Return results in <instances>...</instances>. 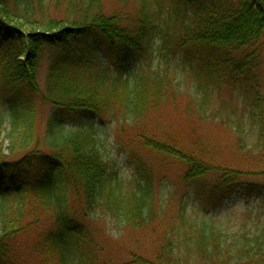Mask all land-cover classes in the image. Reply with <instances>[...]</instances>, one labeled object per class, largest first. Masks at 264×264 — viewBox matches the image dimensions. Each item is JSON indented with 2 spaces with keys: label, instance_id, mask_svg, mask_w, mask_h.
I'll use <instances>...</instances> for the list:
<instances>
[{
  "label": "trees",
  "instance_id": "trees-1",
  "mask_svg": "<svg viewBox=\"0 0 264 264\" xmlns=\"http://www.w3.org/2000/svg\"><path fill=\"white\" fill-rule=\"evenodd\" d=\"M263 39L264 0H0V264H264V226L230 234L182 211L151 253L114 263L101 258L89 226L109 216L144 230L166 211L155 186L163 165L136 152L139 179L119 177L97 120L121 114L138 124L185 94V112L203 122L212 90L226 84L244 99L234 121L239 148L252 139L246 127L264 145ZM157 53L164 65L128 75L125 57ZM176 53L195 92L169 65ZM41 104L50 106L44 127ZM192 127L173 140L133 133L149 153L181 165L206 210L240 190L264 194L251 172L216 165Z\"/></svg>",
  "mask_w": 264,
  "mask_h": 264
},
{
  "label": "rangeland",
  "instance_id": "rangeland-1",
  "mask_svg": "<svg viewBox=\"0 0 264 264\" xmlns=\"http://www.w3.org/2000/svg\"><path fill=\"white\" fill-rule=\"evenodd\" d=\"M104 1L108 5H113L115 2V0ZM171 56L169 65L178 67L179 77L184 80L182 86L186 87L187 80L189 88L193 91V85L197 81L194 77H188L189 70H183L184 56L181 53ZM125 58L130 76L143 68L147 70L149 65L155 67L159 63L162 65L166 63V57L160 53L148 60L136 56ZM109 69L114 75L120 72L118 67L114 65H110ZM260 74L264 95V64ZM212 91V98L206 105V108L209 109V113H207L209 116L203 122L197 118H192L185 112L184 107L188 101L185 94L178 96L175 101L161 105L159 109L152 111L138 124H133L130 118L124 120V116L121 114L108 117L104 121L97 120L95 122L97 135H99V145L102 147L104 156L111 160L116 167L119 177L131 182L139 179L133 159L136 152L141 159L142 157L145 158L147 164L151 159H154V164L163 165L162 173L157 175L156 179L159 183L157 182L155 186L160 205L166 210L158 215V222L153 224L156 227L153 228L152 225H149L144 230L134 229L133 231L125 228L124 224L118 223L109 216L89 220V226L99 244L98 253L102 259L114 263V261L128 258L129 254L135 251L148 255L152 252L159 233L163 231L166 224H170L172 219L176 218L178 212L182 213V211L187 217L189 216L198 222H213L230 234L232 232L241 233L245 230L251 232V230L263 228L264 194L250 197L245 193V190H240L234 193L221 207L206 210L184 185L180 174L181 165L172 159L157 158L153 152L149 153L141 144L143 140H139V136L133 133H142L151 138L156 136L162 141L173 140L174 137H183L186 132L191 134L189 126H193L195 131L198 130L197 137L208 144L209 154L213 155L210 158L214 160L216 165L222 163L246 170L251 172L249 180L264 183V145L256 144V136L247 127L245 136L250 132L249 136H252L254 143L249 138L250 142L245 150L240 149L236 143L237 134L234 129V121L241 120L240 114L244 110L243 96L238 89L235 90L233 86L226 84L219 88L214 87ZM194 95L199 97V94ZM49 111V105L41 104L38 110L39 127H44ZM245 121L247 122V119L244 120V124ZM132 125H137V127L134 129ZM240 135L242 136V133ZM245 151L251 153L247 154Z\"/></svg>",
  "mask_w": 264,
  "mask_h": 264
}]
</instances>
